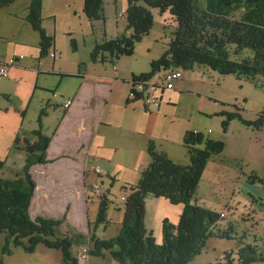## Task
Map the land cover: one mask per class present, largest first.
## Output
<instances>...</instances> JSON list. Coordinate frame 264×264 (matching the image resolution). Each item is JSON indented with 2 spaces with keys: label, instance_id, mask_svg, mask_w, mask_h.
Here are the masks:
<instances>
[{
  "label": "trees",
  "instance_id": "16d2710c",
  "mask_svg": "<svg viewBox=\"0 0 264 264\" xmlns=\"http://www.w3.org/2000/svg\"><path fill=\"white\" fill-rule=\"evenodd\" d=\"M15 1L0 0V9ZM44 1L32 0L26 17L40 36V58L49 56L55 45L54 37L49 36L43 27ZM128 4L126 30L131 33L98 44L91 53L93 63L110 60L115 64L123 56H132L136 45L152 31L154 16L149 8H153L158 9L160 15L169 13L174 30L168 49L151 63V71L133 75L132 82L153 79L164 71H192L204 67L222 77L233 76L264 86V0H128ZM84 12L91 22L106 23L104 0H85ZM72 46L76 49L74 41ZM133 94L132 86L128 103L140 100L132 98ZM46 115L44 108L38 118L39 129L30 137L19 133L15 139L14 149L24 151L27 156L24 170L14 178L0 179V233L6 236L3 257L13 255L12 247L35 253L37 247L43 245L60 251L62 264H79L73 253L74 246L88 240L91 257L106 259L109 254L120 264H192L206 249L210 239L232 240L236 231L231 223H225L227 209L217 212L199 205L197 200L208 162L224 153L225 142L212 140L195 131H188L183 140L190 158L188 166L174 163L150 143V165L136 186L123 188L127 193L122 197L125 200L120 207L124 211V220L117 237L102 240L96 235L99 226L106 225L107 228L111 225L108 218L111 191L105 192L99 182L93 183L90 189L99 206L95 223L88 224L89 234H78L79 240L59 236L60 229L68 223L69 208L59 219L42 215L33 217L31 213L37 189L32 169L49 163L47 151L52 139L42 133V119ZM219 116L224 118V133L234 120L259 131L264 127V111L256 121H247L237 112H222ZM4 167L5 161L0 160V168ZM96 175L102 176L101 173ZM251 182L264 184V178L252 176ZM95 184L101 186L100 195L93 192ZM148 197L182 206L177 224L168 218L163 220L160 244L152 230L146 227ZM262 201L253 199L251 210L255 204L264 207ZM256 213L251 211L254 219ZM250 223L255 227L253 221ZM3 262L1 260L0 264ZM257 263H264V246L239 242L236 252L229 250L221 260L211 264Z\"/></svg>",
  "mask_w": 264,
  "mask_h": 264
},
{
  "label": "crops",
  "instance_id": "0c3cea01",
  "mask_svg": "<svg viewBox=\"0 0 264 264\" xmlns=\"http://www.w3.org/2000/svg\"><path fill=\"white\" fill-rule=\"evenodd\" d=\"M31 1L17 0L10 6L0 9V57L4 60L24 57L16 66L9 68V76L7 78L0 76V160L5 161L6 166L11 155L18 154L21 159H24L26 164L27 156L25 152L14 149L15 139L19 133H25L26 136L30 137L31 133L36 130L34 128L24 130L30 109L37 107L36 110L39 115L41 110L45 108L47 115L42 119V133L45 136L52 137L47 151L49 163L43 166H36L32 169V174L37 170L38 174L46 178L41 184L36 182V193L39 190L41 191V195L39 196L42 199L41 202L39 201L41 203L40 208L46 205L50 206L51 200L59 202L63 198L61 192L66 185L67 171L81 176V179L85 181V185L89 181L91 183L96 182L95 179L98 175L90 177V172L92 174L94 172L93 169L92 171L88 170L89 162L93 158L102 160L105 155V149L106 156L112 158L109 160V163H113L112 160L115 159L119 151L126 152L131 156L135 167L140 169V176L136 177V181L140 180L143 171L150 165L151 159L148 153L150 143H153L158 152L166 154L174 163L188 166L190 158L184 146L183 140L185 134L188 131H195L205 135L206 131L185 127L181 131V142L173 145L170 142L172 139L169 137V132L159 127L161 118L166 119L164 113H168L173 108V98L181 95L192 94L196 96V100L199 99L201 101L200 109L203 111L206 108L207 100H209L208 95L215 97L216 91L223 92V83L227 77H222L207 68H203L202 76L199 79H195V83H197L196 90H188L189 77L186 74L188 72L193 73L196 67L192 71H182L183 78L174 82L173 89L158 90L156 93V97L158 98L157 104L147 106L141 100L128 103L133 75L137 74L132 71L127 76V72L120 67L119 60L115 64L112 63L115 74H111H113L114 79L109 78L106 73H90V70H93L96 66H100V64H93L91 61L85 66L84 71V66L80 67L82 71L79 69L80 60L78 59H76L74 72H63L59 66L64 55L59 46V37L68 36L69 43L71 41L70 38L73 35H77V33H80L83 39L90 37L91 44L84 43L85 47H89L90 55L94 48L98 44H101L96 34H98L99 28L103 31V26L98 21L91 22L87 18L84 12L85 0L44 1L43 27L47 34L55 39L53 49L50 51L49 56L45 58H40V36L38 32L26 21ZM105 4L107 5V0H105ZM123 5H121L120 0H114V6L117 9V19L115 21V30H110V26L106 28L105 25L106 39L108 40L131 33L126 30L127 20L119 18L121 13H126L124 12L126 11L125 6ZM105 13H107L106 8ZM168 20H170V17ZM164 21L166 20L164 19ZM75 46V50L79 51L80 48L77 40ZM165 51L166 48L163 50L161 56ZM66 52L69 55L72 54L68 50ZM51 54H55V58H52ZM158 59L154 58L152 62ZM82 61L86 63V60ZM100 67L105 68L103 64ZM141 74H145V72ZM66 75L67 77L77 78L81 82V86L68 95L67 100L73 101L68 109L64 108V103L62 106H56L55 108L51 103L49 95L51 92L47 91L51 89L47 84V78L51 76L66 78ZM204 77L207 78L204 79ZM101 82H111L112 84V86H105L106 90L104 94H101L99 91L100 87L103 86L100 84ZM216 83L218 84L216 85L217 88L215 87ZM241 89H243V86ZM114 91L118 97L116 101L114 97L111 98ZM123 105H125L122 109L123 113L116 111L122 108ZM216 111L214 115H219L220 108ZM51 112H58L61 118L57 126L46 128V121L49 120ZM38 115L37 117H39ZM202 115L206 116V112H203ZM167 119L170 120L171 118L167 116ZM235 121L237 120L232 121L231 125ZM207 137L215 140L211 138V135ZM97 144L98 147L95 148ZM24 167L18 173H21ZM4 168H0V172ZM221 171L224 175H228L224 173V170ZM86 173L88 177H86ZM62 182L63 185L60 187ZM137 184H133L132 186H136ZM56 186L61 188V190L58 191L59 189ZM87 196L86 205H90L92 204V195L88 194ZM149 198H147L146 202L148 216L150 212L148 209ZM234 198L235 195L229 204H233ZM198 199L199 196H197ZM155 202L156 204L153 206V209H157L156 225L160 231L162 230L163 220L166 216L170 217V221L173 224L178 223L182 213V206L175 207L163 199H155ZM198 204L201 205L199 201ZM42 212L46 213L43 209ZM72 214V209H70L68 223L71 222ZM86 217L88 224L89 216ZM239 220H242V218ZM250 221H243L247 233L253 231ZM232 225L235 228V225ZM260 230L263 232L262 242H264V229L261 228ZM158 242H161V240H158ZM254 243L256 242L254 241ZM247 244H250V242ZM262 246H264V243H262Z\"/></svg>",
  "mask_w": 264,
  "mask_h": 264
},
{
  "label": "rangeland",
  "instance_id": "374dc122",
  "mask_svg": "<svg viewBox=\"0 0 264 264\" xmlns=\"http://www.w3.org/2000/svg\"><path fill=\"white\" fill-rule=\"evenodd\" d=\"M120 2L121 5L125 3L123 6H125L126 11L124 12H127L129 5L128 0H120ZM140 4L144 5L142 2ZM104 7L107 9V13H105L106 23L104 24L103 22L98 21V23L102 24L103 31L99 28L97 31L98 34H96L100 43H103L106 39L105 25L106 28H109L110 26V30H115V21L117 19V9L116 6H114V0H107V5L104 0ZM149 10L154 16V25L151 33L145 37L142 42L136 45L135 53L132 56H123L119 59L120 67L127 72V76H129L132 71L137 75H140L143 72H150L152 59H158L163 50L165 48L167 50L170 43L174 24L171 25V21L168 20L169 16H167V14L160 15L158 9L149 8ZM164 19L166 21H164ZM89 38L90 37H85V39H83V36H81L80 33H77V35H73L70 38L71 41L69 43L68 36L59 37V46L64 54L63 60L60 62L59 66L63 72H74L76 59L80 60L79 69L84 66L83 71L85 70V66L91 61L90 49L89 47L84 46L85 42H87L88 45L91 44ZM75 39L79 44V51L75 50L72 46V41H74V45L76 44ZM67 50L72 54H67ZM82 60H86V63ZM93 64H100V66L103 64L105 68L96 66V68L89 71L90 73H106L109 78L114 79L113 74H111L114 73V70L110 60ZM203 68L204 67H197L193 73L188 72L186 74L187 77H189L187 86L188 90H196L197 83H195V79H199V77L202 76ZM80 70L82 71V69ZM206 78L207 77H204V79ZM240 81L242 82L240 83ZM47 84L51 89L44 90L51 92L49 95L51 103L55 108L56 106H62L63 103L65 106L68 101V95L81 86V82H79L77 78H60L58 76L48 77ZM100 84L103 85L99 90L101 94H104L106 90L105 86H112L111 82H101ZM216 85L218 84H215V87L217 88ZM223 85V92L216 91L215 97L208 95L209 100H207L206 108L203 111L200 109L201 101L199 99L196 100V96H193L192 94L173 98V108L169 110L168 113H164L166 119L164 120L161 118L159 123V127L162 130L169 132V137L173 140L170 142L173 145H177V143L181 142V131L185 127L204 130L206 131V137L211 135V138L219 141L223 140L226 145L225 151L222 155L215 156L208 162L209 165H207L206 172H204L197 191V196H199L198 201L201 206L205 207L206 205V208L217 212L227 209V219L225 220V223L234 224L236 232L233 234L232 240L218 238L210 239L207 243L206 249L201 255L195 258L192 264L215 263L223 258L225 252L229 250L236 252L239 242H243L244 245H246L249 242L250 244H253L255 241L258 247H261L262 243H264L262 242L263 232L260 230L261 228L264 229V207H262L261 204H255L256 206L251 210L253 208L252 203H254L253 199H256L257 201L262 199L263 201L261 203H264V184L251 182L252 176L264 178V127L259 131L253 127L245 126L241 121L237 120L232 123L233 125L230 123L228 127L229 131L224 133L222 128L224 118L219 115H214L217 112L216 110L220 108V111L218 112L220 114L222 112L232 111L241 114L247 121H256L259 115L264 111V86H260V84L256 85L244 79L238 80L233 76L227 77ZM242 86L243 89H241ZM113 97L115 101L118 100L115 91L111 98ZM124 106L125 105L116 111L123 113L122 109ZM36 108L37 107H32L30 109L24 130L32 128L36 130L39 129V117H37L38 111ZM203 112H206V116L202 115ZM59 116L60 114L58 112H51L49 120L46 121V128L57 126L61 118ZM167 116L171 119H167ZM97 147L98 144L95 148ZM101 151L104 153L103 150ZM104 154L102 160L93 158L91 162H89L88 170L92 171L93 166L94 168L99 167L102 176L99 178L94 171V174L90 172V177L96 176V182L92 183L99 182L102 184L101 186H103L105 192L108 190L111 191L109 194L111 204L108 210V218L111 225L107 228L106 225H101L96 230L98 238L102 240H110L120 234L124 220V211L120 210V207L123 206L122 197L126 196L127 193L123 188L139 182L136 181V177L140 176V169L135 167L131 156L126 152L119 151L115 159L112 160L113 163H109V160L112 158L106 156V149ZM24 165V159H21L18 154L11 155L7 165L0 172V179L13 178L18 172H20ZM221 170H224V173H227L228 175H224ZM66 173V185L61 192L63 201H61L62 199L59 200V202L51 200L50 206L46 205L45 207L42 206L40 208L41 203H39V201L41 202L42 199L39 197L41 195V191L39 190L35 195L31 213L33 217L42 215L48 218L59 219L67 212L68 208L69 211L72 209L73 214L71 215V222L67 223L60 229L59 236H68L75 240H79L77 235L82 234L87 236L89 234L88 224L95 223L99 202L94 196H92V204L86 205L88 199L87 195H92L90 193L92 183L89 181L85 185V181L81 179V176L78 174L75 175V173L71 171H67ZM33 177L38 184H41L46 179L45 176L38 174L37 170L34 171ZM86 177H88L87 173ZM62 185L63 182L60 187ZM56 188H58V186H56ZM58 189V191L61 190V188ZM87 192L89 193L87 194ZM234 195V202L231 205L229 202H232ZM148 200V209L150 212L149 216H146V227L149 230H152L157 243L160 244L162 242V230L160 231L159 227L156 225L157 209H153V206L156 204L155 198L150 197ZM42 209L43 211H46V213L42 212ZM235 209L237 211H235ZM251 211L257 212L255 219L253 215H251ZM86 216H89L88 224ZM164 218L170 219L169 216ZM241 218L243 221L251 220L254 222L255 227L252 228L253 231L251 233L246 232L243 221L239 220ZM93 225L91 226L92 229H94ZM5 239L6 236L0 233V261L4 260L3 264H62L61 252L55 249L46 248L43 245H39L35 253H28L22 247H12L13 255L3 257L2 249L5 245ZM158 240H161V242H158ZM81 243L82 244H75L74 246L73 253L76 257L82 248L87 245L88 240ZM90 264L120 263L113 260L110 255L107 254L106 259L91 257Z\"/></svg>",
  "mask_w": 264,
  "mask_h": 264
},
{
  "label": "built area",
  "instance_id": "2783aa9c",
  "mask_svg": "<svg viewBox=\"0 0 264 264\" xmlns=\"http://www.w3.org/2000/svg\"><path fill=\"white\" fill-rule=\"evenodd\" d=\"M119 18L124 20L127 18L126 13H121ZM52 58H55V54H51ZM24 57L19 58H11L9 60H4L0 57V76L3 78H7L9 76V68L16 66L19 61L23 60ZM183 78L182 70H169L164 71L153 79L149 80H141L138 82H132V86L134 88L135 94L132 95V98H139L142 100L145 105L152 106L158 103V98L156 97V93L158 90H170L173 89L174 82L181 80ZM73 101L68 100L64 106L65 109H68L72 105ZM93 171L96 174L100 173L99 168H93ZM93 192L96 195L101 194V186L98 184L93 185ZM124 198H122V202H124ZM79 264H90L91 256H90V245H85L80 253L77 256Z\"/></svg>",
  "mask_w": 264,
  "mask_h": 264
}]
</instances>
